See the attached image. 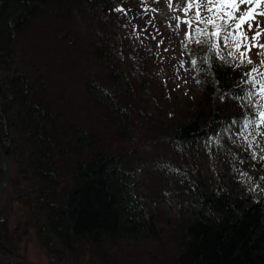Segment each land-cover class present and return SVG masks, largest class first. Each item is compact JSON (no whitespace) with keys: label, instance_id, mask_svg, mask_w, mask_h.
<instances>
[{"label":"trees","instance_id":"16d2710c","mask_svg":"<svg viewBox=\"0 0 264 264\" xmlns=\"http://www.w3.org/2000/svg\"><path fill=\"white\" fill-rule=\"evenodd\" d=\"M120 1L0 0V141L11 164L0 253L24 264L13 256L25 257L30 231L49 264H264V174L243 195L193 162L218 128L250 114L236 94L253 65L231 67L194 33L184 51L202 94L183 104L160 81L161 60L131 43L132 1ZM129 60L149 73L133 76ZM2 170L0 157V180Z\"/></svg>","mask_w":264,"mask_h":264},{"label":"rangeland","instance_id":"374dc122","mask_svg":"<svg viewBox=\"0 0 264 264\" xmlns=\"http://www.w3.org/2000/svg\"><path fill=\"white\" fill-rule=\"evenodd\" d=\"M127 1L122 0L120 2L125 4ZM131 1L132 7L129 10L132 16L127 20V25L125 26L131 29V43L146 48L154 58L162 61H158L160 65L158 66L159 72L157 74L161 77L160 81L166 84L163 85L164 88L166 86L174 88L175 92L181 96L180 102L185 104V101L193 102L194 98L201 97V88L196 79L197 69L184 51L185 43L187 45L189 43L185 36L187 26L181 25L180 30L177 31L175 28L176 21L171 19L174 16L181 19L190 18L194 16L195 10L189 11L187 16H185L183 7L186 4V0H171L173 5L171 11L166 5V0H147L146 3L142 2V0ZM146 9L148 10L146 11ZM152 9L156 11H152ZM257 20L261 28L264 29V17H257ZM244 27L247 30V25ZM254 31L255 24L253 25V30L248 32V36L251 37ZM193 34L194 32L192 36ZM260 43L264 44V36L261 37ZM249 56L253 62L257 63L258 68L264 71V63H261V61H264V52L253 48ZM117 58L128 59V57H123L119 54ZM128 66H131L133 76L149 73L147 69L142 68L141 63L137 60H129ZM146 93H149V90H146ZM193 95L195 97H192ZM181 105L178 102L173 103V107L175 109L177 107L178 110L184 109ZM240 128L241 123L237 124L235 121L228 120L222 127L217 129L215 135H212L203 143L202 149L196 153V158L193 162L205 169L204 172L210 176L213 186L218 185L221 179L227 186L233 181L236 183L237 189L245 195L250 185L254 182L255 175L257 173L264 174V162L258 158L254 159L252 155L253 152L259 155L261 147H264V144L261 143V141H264V137L255 138V143L249 148L248 144L239 135ZM225 156L232 157V161L226 159ZM236 157L245 159L244 165L246 167L242 166L244 170L241 169L239 172H235L234 167L232 168ZM230 166L231 168H229ZM244 173L247 174V178L243 175ZM181 199V197H175L172 199L173 201L170 200V202L166 203L171 206L172 211L176 212L184 205ZM167 204L164 207H167ZM18 213L19 210H17L16 216H18ZM26 234H28V237L25 234L22 236L18 248L25 257H22V259L13 256V258L21 263H23L21 260H27L30 264H49L43 248L38 244L35 236L32 235L33 233L29 231ZM5 258L7 260V257Z\"/></svg>","mask_w":264,"mask_h":264},{"label":"snow or ice","instance_id":"6c2138e0","mask_svg":"<svg viewBox=\"0 0 264 264\" xmlns=\"http://www.w3.org/2000/svg\"><path fill=\"white\" fill-rule=\"evenodd\" d=\"M142 2L146 3L147 0ZM166 5L170 11L173 9L171 0H166ZM193 9L194 16L190 18L181 19L175 16L171 18L176 21L177 31L180 30L181 25L187 26L186 40L191 42L194 32L196 43L205 44L206 50L229 62L231 67L253 65L242 74L240 83L244 87L236 94L237 101L242 107L248 108L250 113L244 116L239 135L251 148L255 138L264 137V71L256 67L249 56L253 48L264 52V44L260 43L264 29L257 20V17H264V0H186L183 7L185 16ZM116 10L123 11L119 8ZM152 11L156 10L152 9ZM254 24L255 31L249 37L248 32L253 30ZM219 41H222L223 47L228 49L226 55L221 52ZM184 46L187 48L186 43ZM196 63L197 61H192L193 65ZM261 143L264 144V141ZM252 155L254 159L258 158L264 162V147H261L259 155L255 152ZM243 175L247 178L246 173Z\"/></svg>","mask_w":264,"mask_h":264},{"label":"water","instance_id":"95a60500","mask_svg":"<svg viewBox=\"0 0 264 264\" xmlns=\"http://www.w3.org/2000/svg\"><path fill=\"white\" fill-rule=\"evenodd\" d=\"M0 157L2 159V164H3V173H2L1 180H0V197H1L2 192L7 186L8 181L10 179V175H11V164H10L9 158L6 155V152L2 148L1 141H0ZM21 261L23 263L30 264V262L27 260H21ZM0 263L10 264L1 253H0Z\"/></svg>","mask_w":264,"mask_h":264}]
</instances>
